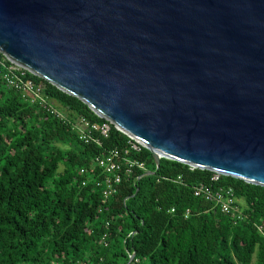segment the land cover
<instances>
[{
  "label": "water",
  "instance_id": "water-1",
  "mask_svg": "<svg viewBox=\"0 0 264 264\" xmlns=\"http://www.w3.org/2000/svg\"><path fill=\"white\" fill-rule=\"evenodd\" d=\"M0 52L141 142L155 168L264 187V0H0Z\"/></svg>",
  "mask_w": 264,
  "mask_h": 264
},
{
  "label": "trees",
  "instance_id": "trees-1",
  "mask_svg": "<svg viewBox=\"0 0 264 264\" xmlns=\"http://www.w3.org/2000/svg\"><path fill=\"white\" fill-rule=\"evenodd\" d=\"M4 61L0 52V264H264L263 186L221 177L244 202L245 217L234 220L192 195L210 171L166 158L155 168L141 148L130 156L145 171L135 169L104 200L75 174L95 155L126 148L129 138L110 123L98 142L80 140L67 119L105 120L30 72L66 119L28 101L5 85Z\"/></svg>",
  "mask_w": 264,
  "mask_h": 264
},
{
  "label": "built area",
  "instance_id": "built-area-1",
  "mask_svg": "<svg viewBox=\"0 0 264 264\" xmlns=\"http://www.w3.org/2000/svg\"><path fill=\"white\" fill-rule=\"evenodd\" d=\"M3 65V80L5 85L20 93L30 102H37L42 105L50 113L56 114L60 118V114L48 103V99L42 94L41 87L36 85L31 78L27 77L26 68L18 66L14 61L6 56ZM103 118V117H102ZM66 119V117L64 118ZM90 121L83 116L74 119H67L72 129L75 130L77 137L87 142L92 140L98 142L97 136L106 137L109 131L110 121ZM128 137V136H127ZM126 148H110L102 155H95L87 161L86 166L80 167L74 177V181L80 186H90L97 190L99 195L105 200L116 191V187L131 176L135 169L145 171L144 162L130 156L131 152H138L141 148H145L141 142L128 137ZM189 166L192 170L195 167ZM209 171V170H208ZM210 175L205 181H199L192 187V195L213 207L219 209L223 214L230 216L234 220H240L245 217L241 207L236 203L233 188L221 182V177L226 176L216 171H210ZM180 176H177L179 179ZM171 207L169 212H173ZM190 211L185 210L186 217ZM107 226V222L105 223ZM264 228V220L261 219L258 229L262 231ZM101 243L105 245V233L102 234ZM75 264H85L84 261L78 260Z\"/></svg>",
  "mask_w": 264,
  "mask_h": 264
},
{
  "label": "rangeland",
  "instance_id": "rangeland-1",
  "mask_svg": "<svg viewBox=\"0 0 264 264\" xmlns=\"http://www.w3.org/2000/svg\"><path fill=\"white\" fill-rule=\"evenodd\" d=\"M48 103L60 114L61 117L65 118L67 116V112L64 109H60L58 104L55 103L54 101H48ZM236 203L239 207H243V199H237L236 198Z\"/></svg>",
  "mask_w": 264,
  "mask_h": 264
}]
</instances>
